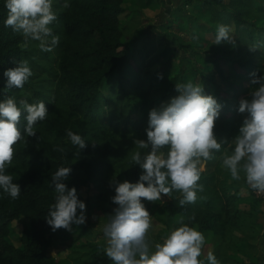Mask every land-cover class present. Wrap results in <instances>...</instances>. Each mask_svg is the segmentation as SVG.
Returning a JSON list of instances; mask_svg holds the SVG:
<instances>
[{"label":"trees","instance_id":"obj_1","mask_svg":"<svg viewBox=\"0 0 264 264\" xmlns=\"http://www.w3.org/2000/svg\"><path fill=\"white\" fill-rule=\"evenodd\" d=\"M125 1L68 0L69 6L65 8L64 0H55L53 9L58 19L52 27L60 43L53 51L43 52L36 41L27 49L21 47L22 35L5 27L7 9L5 0H0V100L7 97L17 101L27 99L29 103L43 100L48 110L45 120L34 126L36 136L25 137L24 142L13 146V161L7 171L13 182L19 184L21 195L12 199L0 192V264H60L49 255V250L67 231L53 232L45 219L54 203L55 192L50 183L58 167L70 166L65 183L69 188L75 187L77 194L92 181L104 183L111 194L113 176L119 182L138 180L142 170L131 162L130 154L135 150V140L147 139L149 113L133 119L130 109L140 100V93L160 105L176 94L171 89L177 80L183 81V75L184 80L196 82L198 79L206 95L225 100L222 104L225 110L215 121L216 135L228 141L236 135L243 120L236 103L250 87L251 74H264V14L258 12L256 0H229L228 3L226 0H199L210 14L212 28L203 26L206 32L215 37L221 24L231 28L235 23L241 29L234 38V47L225 42L220 45L212 42L210 50L215 55L206 60L215 66L221 60L228 67L227 74L217 70L227 85L226 90L207 73L211 71L206 66L196 67L189 73L194 68L166 61L168 56L174 60L180 49L185 51L184 60L189 59L191 53L195 56L193 44L184 42L180 35L167 32L158 43L156 38L144 42L136 37L124 44ZM158 46L164 47L161 53ZM253 46L257 48L254 51L250 50ZM25 59L31 65L33 76L22 89H7L5 70ZM162 74L170 77L165 87L157 83ZM240 81L242 86L237 88ZM229 93L233 96L229 97ZM25 124L22 118L21 130ZM69 129L86 140L85 149L79 151L70 143L66 136ZM221 154L216 153L213 160ZM198 183L203 185V191L197 193L194 204L181 207L178 192L166 197L163 210L168 224L183 219L203 234L212 233L220 238L219 247L227 254L235 241H242L236 233L254 240L259 224L256 218H247L248 212L239 208V189L207 171H202ZM142 202H145L143 198ZM21 217L30 222V228L24 230L20 239L22 247L17 248L9 238L12 223ZM215 255L222 263L230 259L222 253ZM78 259L79 264H112L103 251L84 253Z\"/></svg>","mask_w":264,"mask_h":264},{"label":"clouds","instance_id":"obj_2","mask_svg":"<svg viewBox=\"0 0 264 264\" xmlns=\"http://www.w3.org/2000/svg\"><path fill=\"white\" fill-rule=\"evenodd\" d=\"M54 2L5 0V27L22 35V48L27 49L36 41L41 51L51 52L60 43L52 27L58 19ZM68 6V0H64V7ZM222 42L235 45L230 27L224 24L218 26L214 44ZM4 76L7 89H22L33 71L25 59L5 70ZM251 76L248 97L240 99L237 109L246 115L231 141L220 139L214 132L223 106L215 97L206 95L199 82L176 83L178 95L150 110L145 129L147 139L135 140V150L130 154L131 162L142 170L138 180L119 182L113 176L110 181L115 192L111 200L117 207L107 216L102 231L103 252L112 264H221L212 251L202 257L205 235L183 219L159 241H151L148 233L153 227V216L142 198L162 201V196L178 192L181 207L196 203L197 193L203 191V185L198 183L201 173L205 164L216 158V153H222L220 165L232 180L243 179L251 190L264 194V74ZM47 115L43 100L33 103L14 97L0 100V192L12 199L21 195L19 184L13 182L7 171L13 161V146L24 142L25 137L36 136L34 126ZM22 118L26 121L23 130L19 127ZM66 136L79 151L87 147L80 134L69 129ZM70 172V166H61L51 176L55 197L45 219L53 232L58 229L71 232L73 225H84L87 220L86 203L79 199L75 187L69 188L65 183Z\"/></svg>","mask_w":264,"mask_h":264},{"label":"rangeland","instance_id":"obj_3","mask_svg":"<svg viewBox=\"0 0 264 264\" xmlns=\"http://www.w3.org/2000/svg\"><path fill=\"white\" fill-rule=\"evenodd\" d=\"M156 1L157 2L151 4H145L140 0L125 1L124 8L127 12L122 15L123 29L125 30L123 43H131V40L136 37L141 38L144 42L156 38L158 43L161 39V35L164 33L168 32L180 35L184 38V42L193 44L192 49L195 51V56L191 53V55L188 56L189 59L184 60L186 57L185 51L184 49H180L177 51V57L174 60L171 61V57L168 56L166 61H168L169 64L173 62L177 65L194 68L189 70V73H193L196 67L203 68L206 66L211 71L207 73L214 77L216 83H218L223 90H226L227 85L217 70H222L227 74L229 71L228 67L221 60L217 62L218 66L213 65L211 62H207L211 58L213 59L215 55V53L210 50V44L215 41V37L212 33L206 32L203 28V26L207 29L212 28L210 24V14L207 12L206 7H204L199 0ZM228 2L229 0H226V3ZM256 4L259 9L258 12L261 15L264 14V0H256ZM230 29L231 35L234 38L239 35L241 30L235 23L232 24ZM207 41L209 44L206 43ZM156 48L159 49L160 53L164 50V47L162 49L161 46ZM173 48L174 47H172V49ZM161 57L163 58L164 56L162 55ZM182 77L183 81L177 80L176 83L188 82L187 79L184 80V75ZM169 78L170 77H167L166 74H162L161 77L157 78V83L165 87L169 82ZM196 82H199V80L196 79ZM175 84L171 90L175 91L176 94L172 97L178 95ZM241 86V81L239 84H236L237 88ZM244 87L247 88L246 86ZM249 91L250 87L247 88L241 98L248 97ZM229 94H231L229 97L233 96L232 93ZM145 96V93H140V100L135 102L131 107L130 111L133 119H138L142 115L149 113L151 109L161 105H157V103L153 104L152 101ZM239 101L236 103V109H238ZM218 102L223 104L225 100L220 99ZM150 104L154 106L150 107ZM225 106L227 108L229 107L228 105ZM224 110L225 109L222 108L221 112ZM244 115L246 114H240L241 118H244ZM220 157L221 156H219L217 160L207 162L203 171L216 173L222 180L229 181L235 188H238V196L240 198L238 202L239 208L245 213L248 212L249 215L247 218L250 216L256 218L259 227L255 231L256 235H254L255 232L253 234V231H251L255 236L254 240H249L245 238L246 235L236 233L237 238L242 241H235L234 246H232L228 254L225 253L223 247H219L221 244L220 238L218 239L212 233H204L206 242L202 249V257L206 258L207 253L212 251L214 254L222 253V256L227 255L230 258L228 263L221 262V264H264V194H258L251 190L243 179L240 181L232 180L227 170L221 167ZM114 193L115 192L110 194L105 184L98 181H92L87 187H82L78 192V196L87 206L86 223L79 226L73 225L71 232L66 230L67 233L64 237L60 238V241H56L54 246L49 250V255L54 257L60 264H79L78 258L81 257L82 254L103 251V245L105 243L102 231L103 225L107 222V216L112 214L113 209L117 207L111 200V197L115 195ZM161 199L162 201L144 202L149 214L153 216V227L148 233V238L151 241H159L165 232L169 228L174 227L177 221H179L176 220L170 223V225L168 224L163 210V204L167 201V198L162 196ZM26 228H30V222L27 219L21 217L15 220L11 225L12 233L9 242L15 247L21 248L22 244L20 239Z\"/></svg>","mask_w":264,"mask_h":264}]
</instances>
